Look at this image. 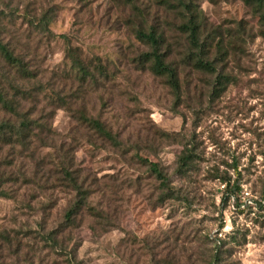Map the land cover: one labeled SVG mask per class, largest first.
Returning <instances> with one entry per match:
<instances>
[{
    "label": "rangeland",
    "instance_id": "rangeland-1",
    "mask_svg": "<svg viewBox=\"0 0 264 264\" xmlns=\"http://www.w3.org/2000/svg\"><path fill=\"white\" fill-rule=\"evenodd\" d=\"M182 1L213 71L195 66L181 27L191 14L173 4L0 0V39L34 77L13 82L20 73L0 57V88L20 102L16 115L0 105V122L50 130L0 142V264H210L216 254L264 264V22L243 0ZM152 29L177 67V94L145 60L137 32ZM83 112L116 142L83 125ZM69 165L94 209L75 228L64 226Z\"/></svg>",
    "mask_w": 264,
    "mask_h": 264
},
{
    "label": "trees",
    "instance_id": "trees-1",
    "mask_svg": "<svg viewBox=\"0 0 264 264\" xmlns=\"http://www.w3.org/2000/svg\"><path fill=\"white\" fill-rule=\"evenodd\" d=\"M245 5H247L251 11L253 10L254 13L258 14L261 20L264 22V0H243ZM158 2L166 5L173 4V9L176 11H184L186 13L191 14L189 20L186 24H182L183 32L188 33V40L191 45H193L196 49L199 50L200 55H197V61L195 62V66L197 68L206 69L209 71H213V65H211L207 60L203 59L204 55H202V50L198 48L199 43V29L200 24L197 22L198 16L193 11L189 9L188 6L184 5L185 3L181 0H158ZM45 23L49 22L48 16L43 18ZM1 21V18H0ZM137 38L146 44L149 49L151 50L149 53L145 54V60L151 63V69L157 76L163 77L166 79L167 84L172 88L176 94L179 91V84L177 79V67L175 63L172 61V56L167 54V52H163V36L162 34L157 33L155 30H151L149 32H144L143 30H139L137 32ZM69 55H74L73 53L68 52ZM196 56V55H195ZM0 57L3 59L4 63L7 64V67L11 71H16L20 73L18 79L14 80L13 82H17L20 80H31L33 76L32 73H29L26 67L24 66L23 60L18 58L12 50L10 49L9 45L4 44L0 39ZM190 60H195V58L191 57ZM73 67L79 70L82 78L90 77V79H95L92 75L87 74V68L77 59H74ZM101 73L103 70L101 69ZM25 77V78H24ZM14 91H17L18 87L15 83L12 87ZM15 93V92H14ZM19 96V95H14ZM0 105L4 108L9 114L16 115L17 109L20 105L18 99L15 97H9L8 94L4 93L3 88H0ZM24 117V116H23ZM21 127L16 128L10 121H2L0 122V142H8L12 144L14 142H23L26 134L23 130H29V132H33L35 129H42L44 132H49L50 130L47 127L46 123H39V120L30 119L27 122V119H21ZM80 120L83 125L87 126L88 128L95 131V133L99 134L104 139L110 142H116L114 136L105 128L104 124L101 123L99 120L94 119L92 117H88L85 112L80 113ZM35 127V129H34ZM48 135V134H47ZM48 136L41 137V140L47 139ZM191 165V155L190 153H184L178 161V172L183 173L186 172ZM151 171L155 173L158 179L161 181V185L164 189H169L168 179L160 172L158 166L156 164L149 163ZM61 181L65 182L64 186L71 188L73 191L76 192L74 202L67 210L64 216V226L65 228H75L77 225V217L82 219L83 211H93L94 209L89 207L88 205V198L89 192L87 189H84L83 185L79 183L78 176H75V172L71 170L70 165L68 167L61 166ZM59 173V174H60ZM60 181V179H59ZM238 186H232V193L237 191ZM61 227V226H60ZM55 231V230H54ZM51 232L49 234L50 238L53 236L54 233ZM53 240V239H52ZM219 257L217 254L213 257L210 264H219Z\"/></svg>",
    "mask_w": 264,
    "mask_h": 264
}]
</instances>
